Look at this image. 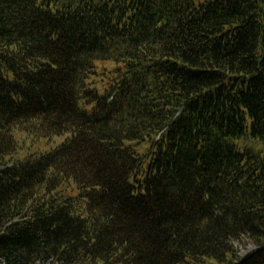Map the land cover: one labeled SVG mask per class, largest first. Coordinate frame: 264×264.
<instances>
[{"label": "trees", "instance_id": "obj_1", "mask_svg": "<svg viewBox=\"0 0 264 264\" xmlns=\"http://www.w3.org/2000/svg\"><path fill=\"white\" fill-rule=\"evenodd\" d=\"M18 132L64 138L15 161ZM244 136L264 0H0V264H264Z\"/></svg>", "mask_w": 264, "mask_h": 264}, {"label": "rangeland", "instance_id": "obj_2", "mask_svg": "<svg viewBox=\"0 0 264 264\" xmlns=\"http://www.w3.org/2000/svg\"><path fill=\"white\" fill-rule=\"evenodd\" d=\"M112 61H106L102 63H98V73L106 72L107 69L111 70L113 68ZM21 133H15V138L21 146V149L14 155L15 161H23L27 156L33 155L34 153H41L45 151H49L50 149L59 145L62 140L63 136L53 137L51 139H34L31 137L24 138L21 137ZM236 145L240 148L242 147H249L253 150H256L261 153L264 157V144L261 143L259 140L253 139L250 136H244L242 139L237 140ZM235 252L238 256H243L247 252L254 249L253 243L251 241L246 240L244 243L234 244ZM44 264H60L58 262H52V260L45 262Z\"/></svg>", "mask_w": 264, "mask_h": 264}]
</instances>
